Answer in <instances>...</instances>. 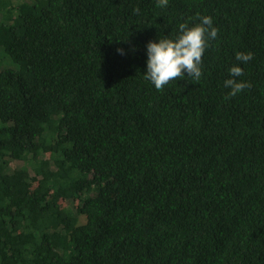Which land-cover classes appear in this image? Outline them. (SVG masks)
<instances>
[{"label":"trees","instance_id":"16d2710c","mask_svg":"<svg viewBox=\"0 0 264 264\" xmlns=\"http://www.w3.org/2000/svg\"><path fill=\"white\" fill-rule=\"evenodd\" d=\"M157 3L0 0V264H264V0ZM204 16L156 90L146 45Z\"/></svg>","mask_w":264,"mask_h":264},{"label":"clouds","instance_id":"9594fccd","mask_svg":"<svg viewBox=\"0 0 264 264\" xmlns=\"http://www.w3.org/2000/svg\"><path fill=\"white\" fill-rule=\"evenodd\" d=\"M168 0H158V7H167ZM139 12V9H134ZM218 29L213 27L211 17L200 18V23L189 27L186 23L179 25V35L175 39H160L156 42H148L146 45V73L144 79L149 80L156 90H162L170 81L176 80L186 73L197 82L202 76L201 63L205 49L209 41L215 40ZM119 54L123 50L117 49ZM251 53H237L235 59L247 63L252 59ZM230 77L224 81V87L230 89L228 96L234 97L251 85L240 82L236 78L243 75V69L233 66L229 69Z\"/></svg>","mask_w":264,"mask_h":264},{"label":"rangeland","instance_id":"374dc122","mask_svg":"<svg viewBox=\"0 0 264 264\" xmlns=\"http://www.w3.org/2000/svg\"><path fill=\"white\" fill-rule=\"evenodd\" d=\"M80 222H83V217L80 218Z\"/></svg>","mask_w":264,"mask_h":264}]
</instances>
